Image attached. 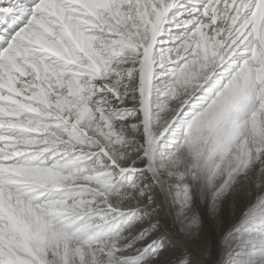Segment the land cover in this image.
Listing matches in <instances>:
<instances>
[{
	"label": "snow or ice",
	"instance_id": "1",
	"mask_svg": "<svg viewBox=\"0 0 264 264\" xmlns=\"http://www.w3.org/2000/svg\"><path fill=\"white\" fill-rule=\"evenodd\" d=\"M241 224L264 264V0H0V264H228Z\"/></svg>",
	"mask_w": 264,
	"mask_h": 264
},
{
	"label": "rangeland",
	"instance_id": "2",
	"mask_svg": "<svg viewBox=\"0 0 264 264\" xmlns=\"http://www.w3.org/2000/svg\"><path fill=\"white\" fill-rule=\"evenodd\" d=\"M254 192L255 190H253V194ZM192 204L193 207H197V208L201 207L195 195H193ZM250 231L251 229L246 224H241L235 231H233L229 235L228 237L229 243L234 244V246L227 254L228 264H235V261L245 253L246 250L245 245Z\"/></svg>",
	"mask_w": 264,
	"mask_h": 264
}]
</instances>
